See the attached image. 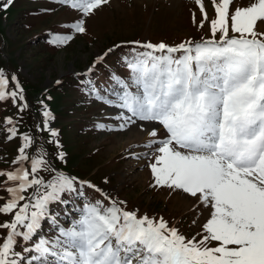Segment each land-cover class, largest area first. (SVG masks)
<instances>
[{
	"label": "snow or ice",
	"instance_id": "6c2138e0",
	"mask_svg": "<svg viewBox=\"0 0 264 264\" xmlns=\"http://www.w3.org/2000/svg\"><path fill=\"white\" fill-rule=\"evenodd\" d=\"M57 2L81 13L67 27L83 34L84 17L110 0ZM12 3L6 0L0 8ZM195 3L203 15L199 27L209 24V39L175 46L128 42L133 47L121 59L129 77L113 72L104 89L89 78L84 89L120 110L115 128H97L123 131L135 125L146 132L141 147L147 151L136 158L148 161L151 186L188 194L197 214L207 209L200 231L188 238L162 216L128 210L126 201L56 169L43 148L29 155L35 141L23 134L12 161L16 167L0 170V190L8 194L0 196V216L10 217L0 221V264H264V0L234 9L233 0H212L211 20L203 0ZM73 39L52 33L48 42L59 47ZM119 47L98 56L83 75L90 77ZM11 80L18 91L8 90L10 80L0 71V101L24 100L18 79ZM43 116L51 142L61 148L58 131L48 125L52 113L45 110ZM6 123L8 139L16 138L15 122L8 117ZM65 155L57 153L61 162ZM85 188L103 199L90 200ZM57 204L62 213L53 209Z\"/></svg>",
	"mask_w": 264,
	"mask_h": 264
},
{
	"label": "rangeland",
	"instance_id": "374dc122",
	"mask_svg": "<svg viewBox=\"0 0 264 264\" xmlns=\"http://www.w3.org/2000/svg\"><path fill=\"white\" fill-rule=\"evenodd\" d=\"M55 1L13 0L7 10L0 8V71L10 80L9 91H18L12 76L24 90V100L0 101V170L16 167L12 161L18 155L22 135L28 134L35 141L28 150L29 155L43 148L56 169L90 181L113 199L126 201L128 210L138 208L141 215L162 216L191 238L200 231L199 225L206 222L207 209L201 207L197 214L192 210L194 198L188 194L151 186L153 178L148 161L136 158L147 151L141 147L148 139L146 133L135 125L123 131L97 128L98 123L115 128L120 122L113 117L120 110L87 94L84 82L90 78L104 89L101 85L106 79L104 72L130 75L121 59L133 46L128 42H164L175 46L185 41L209 39V24L205 22L204 27H199L203 20L199 6L195 0H110L84 17L86 32L76 34L67 25L80 19L81 13ZM5 2L0 0V5ZM203 3L209 20L215 19L212 0H203ZM248 3L250 0H233L230 7ZM52 33L71 34L74 39L57 47L48 42ZM115 45L124 47L109 53L103 63L96 65V72L85 77L83 74L96 58ZM99 75H102L100 82ZM25 103L27 107L21 111ZM45 110L54 117L48 125L58 131L56 139L61 148L51 142V132L44 127ZM8 117L13 119L18 131L17 137L11 140L8 139L7 129L11 127L6 123ZM141 123L149 127L147 122H138ZM59 151L66 154V162L58 159ZM42 175L48 178L47 173ZM84 191L90 197L99 193L89 188ZM0 196L8 198L3 190ZM3 202L0 200V204ZM56 208L63 211L61 206ZM9 218L0 216V221ZM194 219L196 224L192 223ZM64 224L67 226L66 221Z\"/></svg>",
	"mask_w": 264,
	"mask_h": 264
},
{
	"label": "trees",
	"instance_id": "16d2710c",
	"mask_svg": "<svg viewBox=\"0 0 264 264\" xmlns=\"http://www.w3.org/2000/svg\"><path fill=\"white\" fill-rule=\"evenodd\" d=\"M49 1H51L52 2V0H49ZM56 3H57V0L55 1ZM54 5H56V4H54ZM45 10V9H44ZM43 11V10H42ZM68 21H65L64 23H67ZM122 47H124V46H122ZM122 47H121V49H122ZM110 74L111 73H109V72H104L103 73V75H106V79L104 80V81H102L101 82V84H111L112 82H111V80H110ZM100 76H102V75H99V78H98V80H99V82H100ZM121 77H123V75H120ZM94 195V197H92V198H89L90 200H92V201H95V200H97L98 198H101V199H103V197H102V195L101 194H99V193H95V194H93ZM65 199H67V196L65 197ZM60 205H53L52 207H53V209L54 210H57L58 211V209L56 208V207H59ZM62 213V212H61ZM60 220L62 221V222H65V219H64V217H63V215H61L60 217ZM46 229L48 228V225L46 224V226H44ZM49 232V231H48ZM47 232V235L49 236V237H52V236H54L56 233H55V231H53L54 232V234L53 233H51V234H49ZM17 251H21V249H19V248H17Z\"/></svg>",
	"mask_w": 264,
	"mask_h": 264
},
{
	"label": "bare ground",
	"instance_id": "6f19581e",
	"mask_svg": "<svg viewBox=\"0 0 264 264\" xmlns=\"http://www.w3.org/2000/svg\"><path fill=\"white\" fill-rule=\"evenodd\" d=\"M49 87V86H48ZM136 130V129H135ZM143 132V131H142ZM138 133V132H137ZM146 133V132H145ZM145 138H148L147 135L145 134Z\"/></svg>",
	"mask_w": 264,
	"mask_h": 264
}]
</instances>
